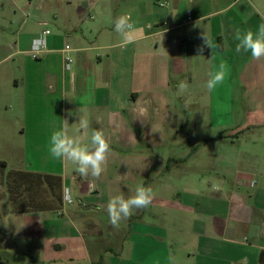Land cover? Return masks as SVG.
Masks as SVG:
<instances>
[{
  "label": "crops",
  "instance_id": "obj_1",
  "mask_svg": "<svg viewBox=\"0 0 264 264\" xmlns=\"http://www.w3.org/2000/svg\"><path fill=\"white\" fill-rule=\"evenodd\" d=\"M128 12L137 31L121 47L114 20ZM261 23L264 0H0V161L61 175L73 199L23 212L0 197V264H264V57L237 53L234 39ZM221 59L230 75L209 92ZM79 116L110 143L99 177L48 152L52 131ZM139 184L152 203L117 229L119 242L92 244L85 221L107 225L109 200Z\"/></svg>",
  "mask_w": 264,
  "mask_h": 264
},
{
  "label": "clouds",
  "instance_id": "obj_2",
  "mask_svg": "<svg viewBox=\"0 0 264 264\" xmlns=\"http://www.w3.org/2000/svg\"><path fill=\"white\" fill-rule=\"evenodd\" d=\"M114 31L121 37L120 46L126 47L134 42V33L137 31L135 23L132 21V14L128 12L114 20ZM202 39L206 46L212 49L220 48V44L213 42L207 34L203 33ZM234 39L238 41L235 46L237 53L247 52L255 60L264 57V23L258 26L255 33L248 30L241 33L238 29ZM203 49L201 48L200 51ZM230 66L227 61L221 59L215 66L214 71L208 73V79L204 87L209 92H214L219 87L224 86L230 75ZM186 81H180L177 85V95L183 96L188 90ZM187 101L185 105L187 106ZM140 115L145 114V109L141 108ZM73 113H69L72 115ZM73 125L75 128L73 129ZM109 141L102 130L94 129L89 131V121L79 116L78 122L69 125L67 119L63 120V125L52 131L48 152L54 160L70 161L75 165V171L81 177H99L105 169L108 157L111 153ZM68 203L72 202L69 195L65 196ZM153 199V189L150 186L139 184L136 186L134 194L125 198L123 195L113 196L107 204L109 222L113 227L118 228L122 220L130 219L134 210L146 209Z\"/></svg>",
  "mask_w": 264,
  "mask_h": 264
},
{
  "label": "rangeland",
  "instance_id": "obj_3",
  "mask_svg": "<svg viewBox=\"0 0 264 264\" xmlns=\"http://www.w3.org/2000/svg\"><path fill=\"white\" fill-rule=\"evenodd\" d=\"M17 139H18V137H17ZM116 152H114V153H116ZM125 152L128 154L135 153V151H125ZM119 153H121V152H119ZM130 158H133V157H130ZM68 163H71V162L68 161ZM136 165H137V167H136ZM143 167H144L143 164H141V166H138V164L136 162V164L133 163L132 165H130V168H128V167L127 168L129 170H132L135 172V171H137V168H143ZM125 168L126 167H123L122 165L119 164V166H117V168H115V170L117 171V173H114L116 175L115 177H120L121 172L123 173ZM153 169L151 168L150 171H153ZM158 170L159 169L157 168L154 171L155 174ZM152 174L154 177V173H152ZM7 175H8V171L4 170V168H0V197H4L5 193H7V191L9 190V186L6 182L8 179ZM11 175H12V172L9 173V180L12 182L14 175H12V176ZM128 176H131V175H128ZM18 181H19V179H18ZM91 185L93 186V184H91ZM12 187H13V185L10 188H12ZM92 188H94V187H92ZM17 190H18V194L24 195V198H23L24 202L26 201L28 203L30 200L32 202L37 201L36 204H38L40 202L43 203V202L48 201V200H49L48 202H53L52 201L53 199L51 198V195H50V192H49L47 186L45 184L39 186L36 179L33 180L32 189H30L28 191H24V192H22L19 189H17ZM64 190H65V188H64V184H63V205L65 203V201H64ZM55 191H57V189H55ZM31 197H33V199H31ZM66 204H68V203H66ZM34 205H35V203H34ZM102 212H103V210H102ZM136 214H137V211L134 210V214L131 216V218L134 217ZM104 215H106V214L105 213L102 214V217H105V220H106L105 223H107V225L101 226L103 224V221L101 220L100 216L98 217V215H93L95 220L88 218L87 219L88 221H85V225H84V232H85L86 236L88 237V240L92 244H95L97 247L100 246V244L104 245V243L116 244L117 242H119V239L115 236V235H118V233H116L117 229L122 230V229L126 228L128 225V222L126 220H122L120 223V226L118 228L113 227L109 222V216L108 215L104 216ZM97 222L99 225L97 224ZM104 233H106V235H107L106 239L103 238ZM111 234L113 236H111Z\"/></svg>",
  "mask_w": 264,
  "mask_h": 264
},
{
  "label": "trees",
  "instance_id": "obj_4",
  "mask_svg": "<svg viewBox=\"0 0 264 264\" xmlns=\"http://www.w3.org/2000/svg\"><path fill=\"white\" fill-rule=\"evenodd\" d=\"M7 164L4 161H0V168L6 169ZM8 179L7 184L9 190L7 191L8 200L12 208L16 211H41V210H59L63 207V178L61 175L51 174V173H38L31 171L22 170H7ZM12 172L14 175L12 182L9 180V173ZM11 175V176H12ZM19 179V181H18ZM37 180L39 186L45 184L50 192L53 202H40L36 204L37 201L32 202L31 200L27 203L24 202V195L18 194V190L22 192L32 189L33 180ZM13 185L12 188H10ZM15 185V186H14ZM57 189V191H55ZM21 192V193H22ZM33 199V197H31ZM35 203V205H34ZM102 259V258H101Z\"/></svg>",
  "mask_w": 264,
  "mask_h": 264
},
{
  "label": "built area",
  "instance_id": "obj_5",
  "mask_svg": "<svg viewBox=\"0 0 264 264\" xmlns=\"http://www.w3.org/2000/svg\"><path fill=\"white\" fill-rule=\"evenodd\" d=\"M50 33H51V30L47 28L34 40L33 46H32V53H33L34 57L38 58L46 50V40H47V36ZM71 51H72V47L70 45H66L64 50H63L64 67L66 70L71 69L72 63L74 61L72 55L70 54ZM251 185L252 186L255 185V182H252ZM66 195L71 196L68 189L64 190V201H65V203H68L65 199ZM72 202H73V199H72ZM71 203H68V204H71Z\"/></svg>",
  "mask_w": 264,
  "mask_h": 264
}]
</instances>
